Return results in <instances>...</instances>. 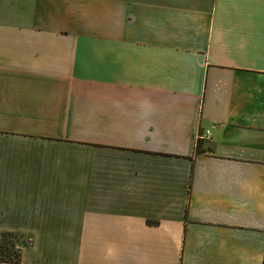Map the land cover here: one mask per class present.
Returning a JSON list of instances; mask_svg holds the SVG:
<instances>
[{
  "label": "crops",
  "instance_id": "0c3cea01",
  "mask_svg": "<svg viewBox=\"0 0 264 264\" xmlns=\"http://www.w3.org/2000/svg\"><path fill=\"white\" fill-rule=\"evenodd\" d=\"M8 235L0 264H264V0H0Z\"/></svg>",
  "mask_w": 264,
  "mask_h": 264
},
{
  "label": "rangeland",
  "instance_id": "374dc122",
  "mask_svg": "<svg viewBox=\"0 0 264 264\" xmlns=\"http://www.w3.org/2000/svg\"><path fill=\"white\" fill-rule=\"evenodd\" d=\"M5 240H6V242L4 244V256L5 257H11V258L16 257L17 252L14 249V247H12V244L15 243L16 240H18V236L8 235L5 237ZM18 241H20V240H18Z\"/></svg>",
  "mask_w": 264,
  "mask_h": 264
},
{
  "label": "trees",
  "instance_id": "16d2710c",
  "mask_svg": "<svg viewBox=\"0 0 264 264\" xmlns=\"http://www.w3.org/2000/svg\"><path fill=\"white\" fill-rule=\"evenodd\" d=\"M3 252H4V249H3V247L1 248V255H0V259H4L3 258ZM9 260H15V259H9Z\"/></svg>",
  "mask_w": 264,
  "mask_h": 264
}]
</instances>
